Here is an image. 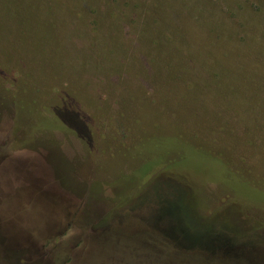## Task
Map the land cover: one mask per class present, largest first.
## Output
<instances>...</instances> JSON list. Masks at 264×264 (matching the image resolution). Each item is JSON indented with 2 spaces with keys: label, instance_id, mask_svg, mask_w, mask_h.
<instances>
[{
  "label": "rangeland",
  "instance_id": "374dc122",
  "mask_svg": "<svg viewBox=\"0 0 264 264\" xmlns=\"http://www.w3.org/2000/svg\"><path fill=\"white\" fill-rule=\"evenodd\" d=\"M0 190V264H264V0H0Z\"/></svg>",
  "mask_w": 264,
  "mask_h": 264
},
{
  "label": "flooded vegetation",
  "instance_id": "af4514ba",
  "mask_svg": "<svg viewBox=\"0 0 264 264\" xmlns=\"http://www.w3.org/2000/svg\"><path fill=\"white\" fill-rule=\"evenodd\" d=\"M1 191V190H0ZM25 194V193H23ZM0 197H8L11 200H16L18 199L16 202L21 203L22 200L25 199H29L30 203L31 202H35L38 201V196H36V194H29L26 196H23L22 194H15V195H3L0 194ZM24 198V199H22ZM47 223V218H45ZM43 222V220H41ZM31 229L36 230V228H30V230H20L19 232H15L12 236L9 237H5L2 241H6L8 242L11 246L14 247V253H11V255H15V257H17L18 259H26V260H31L34 259V257H37L39 255V257H48L49 258V254L48 253H38L37 250V246L38 244L42 245V246H47L50 243V238H46V239H41L38 240V238L35 236L34 232L31 231ZM40 229H42L43 231L45 230V232H48V227L43 226L40 227ZM31 231V232H30ZM37 231V230H36ZM1 239V238H0ZM28 258V259H27Z\"/></svg>",
  "mask_w": 264,
  "mask_h": 264
},
{
  "label": "trees",
  "instance_id": "16d2710c",
  "mask_svg": "<svg viewBox=\"0 0 264 264\" xmlns=\"http://www.w3.org/2000/svg\"><path fill=\"white\" fill-rule=\"evenodd\" d=\"M182 193H187V192H186V191H184V192H183V189H182V192H181V194H182ZM189 196H190V195H189ZM143 198H144V197H143Z\"/></svg>",
  "mask_w": 264,
  "mask_h": 264
}]
</instances>
